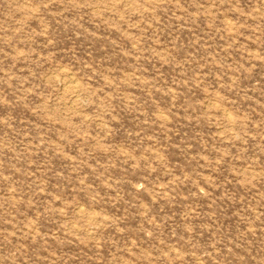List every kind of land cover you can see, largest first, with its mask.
<instances>
[{
	"label": "rangeland",
	"instance_id": "rangeland-1",
	"mask_svg": "<svg viewBox=\"0 0 264 264\" xmlns=\"http://www.w3.org/2000/svg\"><path fill=\"white\" fill-rule=\"evenodd\" d=\"M0 264H264V0H0Z\"/></svg>",
	"mask_w": 264,
	"mask_h": 264
}]
</instances>
